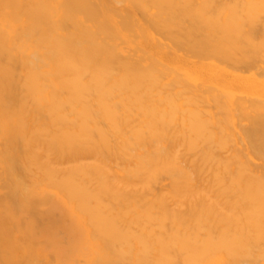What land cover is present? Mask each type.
Masks as SVG:
<instances>
[{
  "label": "bare ground",
  "instance_id": "6f19581e",
  "mask_svg": "<svg viewBox=\"0 0 264 264\" xmlns=\"http://www.w3.org/2000/svg\"><path fill=\"white\" fill-rule=\"evenodd\" d=\"M0 264H264V0H0Z\"/></svg>",
  "mask_w": 264,
  "mask_h": 264
}]
</instances>
